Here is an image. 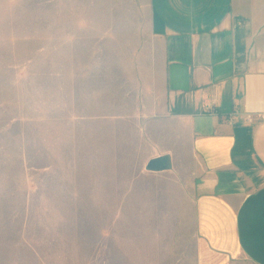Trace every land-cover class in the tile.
Segmentation results:
<instances>
[{"label":"rangeland","instance_id":"rangeland-1","mask_svg":"<svg viewBox=\"0 0 264 264\" xmlns=\"http://www.w3.org/2000/svg\"><path fill=\"white\" fill-rule=\"evenodd\" d=\"M147 25L136 0H0V264H194L195 161L137 125Z\"/></svg>","mask_w":264,"mask_h":264},{"label":"crops","instance_id":"crops-1","mask_svg":"<svg viewBox=\"0 0 264 264\" xmlns=\"http://www.w3.org/2000/svg\"><path fill=\"white\" fill-rule=\"evenodd\" d=\"M136 1L137 125L195 161L194 264H264V0Z\"/></svg>","mask_w":264,"mask_h":264},{"label":"water","instance_id":"water-1","mask_svg":"<svg viewBox=\"0 0 264 264\" xmlns=\"http://www.w3.org/2000/svg\"><path fill=\"white\" fill-rule=\"evenodd\" d=\"M169 161L168 156H161L156 159H152L148 167L153 170H161L168 166Z\"/></svg>","mask_w":264,"mask_h":264}]
</instances>
